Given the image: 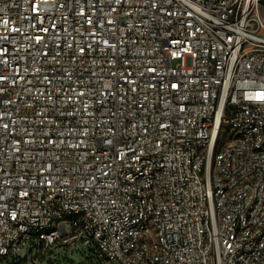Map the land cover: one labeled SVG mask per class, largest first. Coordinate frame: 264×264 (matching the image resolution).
I'll list each match as a JSON object with an SVG mask.
<instances>
[{
    "label": "built area",
    "instance_id": "built-area-1",
    "mask_svg": "<svg viewBox=\"0 0 264 264\" xmlns=\"http://www.w3.org/2000/svg\"><path fill=\"white\" fill-rule=\"evenodd\" d=\"M261 1L0 0V264H264Z\"/></svg>",
    "mask_w": 264,
    "mask_h": 264
},
{
    "label": "rangeland",
    "instance_id": "rangeland-1",
    "mask_svg": "<svg viewBox=\"0 0 264 264\" xmlns=\"http://www.w3.org/2000/svg\"><path fill=\"white\" fill-rule=\"evenodd\" d=\"M258 15L264 23V0L261 1L258 8ZM39 256V257H38ZM34 254V262L36 264H98L94 255L93 247H85L82 242L76 245L54 246L45 252ZM10 260L5 259L1 264H9ZM19 264H30L22 261ZM118 264V262H114Z\"/></svg>",
    "mask_w": 264,
    "mask_h": 264
}]
</instances>
